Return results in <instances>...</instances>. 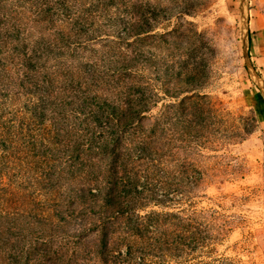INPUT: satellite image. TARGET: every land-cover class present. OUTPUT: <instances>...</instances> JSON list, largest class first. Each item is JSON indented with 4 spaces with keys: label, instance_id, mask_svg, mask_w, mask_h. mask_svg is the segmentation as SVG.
Masks as SVG:
<instances>
[{
    "label": "trees",
    "instance_id": "1",
    "mask_svg": "<svg viewBox=\"0 0 264 264\" xmlns=\"http://www.w3.org/2000/svg\"><path fill=\"white\" fill-rule=\"evenodd\" d=\"M169 10L149 12V0H0V264L47 261L50 249L33 244L50 235L24 226L53 218L89 219L103 262L118 252L124 264L160 263L180 257V246H202L200 235L181 242L168 232L176 214L158 209L179 186L166 184L163 151L147 133L132 136L152 101L147 35ZM105 38L117 53L105 69L116 80L107 89L93 62L82 73L64 67L78 46Z\"/></svg>",
    "mask_w": 264,
    "mask_h": 264
},
{
    "label": "rangeland",
    "instance_id": "2",
    "mask_svg": "<svg viewBox=\"0 0 264 264\" xmlns=\"http://www.w3.org/2000/svg\"><path fill=\"white\" fill-rule=\"evenodd\" d=\"M155 5L172 9L171 16L147 35L152 101L143 129L132 136L147 133L163 151L158 163L166 184L179 186L175 201L148 209L176 214L167 228L181 242L205 239L153 264H264V0H149V12ZM93 20L108 30L101 18ZM113 45L107 38L85 42L64 67L82 73L84 62H93L101 87L111 88L116 80L105 69L117 54ZM48 224L24 226L50 235L33 244L50 249V263L31 258L30 264H124L118 252L107 262L97 256L89 219Z\"/></svg>",
    "mask_w": 264,
    "mask_h": 264
}]
</instances>
